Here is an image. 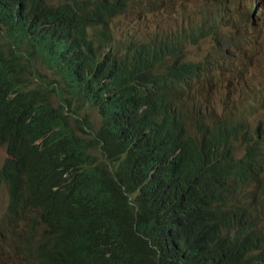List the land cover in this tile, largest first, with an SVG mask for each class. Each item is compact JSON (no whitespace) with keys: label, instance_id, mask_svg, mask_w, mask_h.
I'll return each mask as SVG.
<instances>
[{"label":"trees","instance_id":"16d2710c","mask_svg":"<svg viewBox=\"0 0 264 264\" xmlns=\"http://www.w3.org/2000/svg\"><path fill=\"white\" fill-rule=\"evenodd\" d=\"M140 3L0 0L2 245L37 264H264V121L192 99L219 60L172 29L124 32ZM246 93L264 108V86Z\"/></svg>","mask_w":264,"mask_h":264},{"label":"rangeland","instance_id":"374dc122","mask_svg":"<svg viewBox=\"0 0 264 264\" xmlns=\"http://www.w3.org/2000/svg\"><path fill=\"white\" fill-rule=\"evenodd\" d=\"M183 3L185 5L181 10L180 6ZM140 4L144 7L140 12L127 11L119 20L118 18L114 20L124 32L134 33L137 36L142 34V38L146 39V36L154 30L155 26L160 31L166 28L175 29L182 15L191 13L198 21L206 22L213 35L220 34L221 42L212 44L207 39L200 41L198 38L196 40L189 38L186 47V54L189 57L197 56L200 53L199 60L212 56L221 61L224 57L222 53L225 46L223 44L229 40L230 45L226 47V53L229 54V50H233V54L227 55L233 61L224 65L223 68L215 70V72L221 73L222 70L231 68L237 70L247 68V81L251 84L264 85V16L260 18L264 15V0H141ZM239 22H247L249 25L243 29L240 27L238 30H234L232 25ZM228 31H230L229 34H227ZM45 70L44 75H50V70ZM215 72L208 70L209 79L204 81L203 85H195L192 88L194 94L190 97L196 99V96L199 95L197 92L203 87L206 91V86H208L210 89L208 96L214 102L217 111H224L226 107L223 108L222 104L225 105L227 102L228 104L234 103L232 111L241 107L242 103L245 107L244 119L248 126H254L256 117H261L264 121V108L259 110L260 106L253 107V100L247 97H243L241 101L237 100L239 97L237 89L233 85L229 86V83L219 86L218 74ZM252 75L254 78H251ZM221 76L224 77L225 74L221 73ZM191 92L192 90L189 94ZM206 96L207 94H204V97ZM256 111L258 114H255ZM5 149V147L0 148V166L5 160ZM9 196L8 189L2 187L0 191V217L5 208L6 210L8 208ZM2 227L1 225L0 264H36L32 254H25L26 258L18 255L21 249L15 248L10 243L11 238L2 245Z\"/></svg>","mask_w":264,"mask_h":264},{"label":"clouds","instance_id":"9594fccd","mask_svg":"<svg viewBox=\"0 0 264 264\" xmlns=\"http://www.w3.org/2000/svg\"><path fill=\"white\" fill-rule=\"evenodd\" d=\"M85 1L87 3H89V4L92 5V10L90 12H92L95 9H97L98 6H99V0H85ZM78 2H79V0H73V4H77ZM84 7H85V5L83 7H80L79 9L82 11L84 9ZM263 16L264 15H262L260 18H263ZM248 25L249 24L247 22H239V23H236V24H234L232 26H233V29L234 30H238L240 27L243 29V28L247 27ZM155 28L157 29L156 26H155ZM155 28H154V30H155ZM167 29H172V28H167ZM172 30L174 32V37L176 39L180 35L183 36V40L181 41L180 46H182L183 48H185V53H186V47L188 45V39L189 38H193V40H196L198 38V39H200V41L207 39V40L211 41L212 44H216V43L221 42V35L220 34L213 35V33L209 31V27H208L207 23L204 22V21H202V20H199L198 21L197 18L193 14H191V13L183 14L182 15V18L179 21V23L176 26V28L175 29H172ZM152 32H149V34L152 33ZM229 32L230 31H228L227 34H229ZM189 36H191V37H189ZM199 57H200V53H199ZM207 72H208V69L205 68L204 66H202L199 63L198 72H196L195 74H192L188 78L186 77L187 80L190 81L189 88L192 89L195 85H198V86L199 85H203L204 81H207L209 79V76H208V73ZM215 74H218L217 81L219 82L218 83L219 86L220 85H228V83H229V86L230 85H233L237 89L236 91L239 94V97L237 98V100H240V98H242V97L250 98L248 93H246V94L243 95V91L249 90V89H252V88H259V87H263L264 86L262 84H261V86L260 85H257V84H254V83L251 84V83H249L247 81V74H248L247 68L239 69V70H235V71H231V72H227V73H222V74H225L224 77L221 76V73H216L215 72ZM251 78H254V75H252ZM48 81L53 82L51 80H48ZM0 89H3V91H4V87L3 86H0ZM3 91L0 92V95H2ZM192 91H194V90L192 89ZM206 92L208 94L210 93V89H209L208 86H206ZM257 92L260 93V90L257 89ZM208 98H209V96H208ZM250 99H252V98H250ZM252 100H253V107L260 106L259 107V110H261L263 106L260 105L257 102L256 99H252ZM210 101H211V105H212V103L214 104V102L211 99H210ZM225 105L222 104V107L225 106ZM214 107H215V105H214ZM223 108H225V107H223ZM231 110H232V108H231ZM2 111L3 110H0V113ZM0 122L2 123V116H0ZM0 129H2L1 124H0ZM1 147H5L6 148V145H1ZM6 150H7V148H6ZM5 160H6V158H5ZM5 160L3 161V163L1 164V166L5 163ZM3 180H4V178L0 177V189L2 187L6 186L7 189H8V194H9L10 188H11V182H9V181L4 182ZM255 185H257V183L252 184V186H250V189L253 188V190H255ZM24 254H26V255L32 254L33 257H34V259H35V262L37 264V260H36V257H35L34 250L27 251V252L25 251Z\"/></svg>","mask_w":264,"mask_h":264},{"label":"bare ground","instance_id":"6f19581e","mask_svg":"<svg viewBox=\"0 0 264 264\" xmlns=\"http://www.w3.org/2000/svg\"><path fill=\"white\" fill-rule=\"evenodd\" d=\"M255 4V3H254ZM254 7V5L252 6V8ZM252 10V9H251ZM252 14V12L250 13V15ZM228 45H230V41L229 40H226L225 42H224V44H223V46H225V48H224V52L222 53L223 55H224V57L222 58V60L221 61H218V63H216V64H213L212 66H211V69H210V67L208 68V67H206L205 66V68H207L208 70H212L213 72H215V70H218V69H221V68H223V66L224 65H226V64H229L230 62H232L233 60H231L230 59V57L229 56H227V55H229V54H231V53H229V54H227L226 53V47L228 46ZM200 61H207V57H204L203 59H201V60H199L198 62H200ZM239 64H241L240 62H239ZM235 70H237V69H235V68H231V69H229V70H222L221 71V73H227V72H231V71H235ZM200 93V90L197 92V94H199ZM196 94V95H197ZM244 118V117H243ZM5 188V187H4ZM9 205V204H8ZM2 217V216H1ZM10 223H15V221H13V222H11L10 221ZM6 227H7V225L5 224L4 226H3V228H2V230H1V232L2 231H4L5 229H6Z\"/></svg>","mask_w":264,"mask_h":264}]
</instances>
